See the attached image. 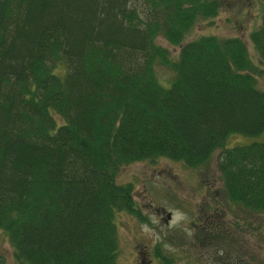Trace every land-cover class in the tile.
<instances>
[{
	"label": "trees",
	"instance_id": "trees-1",
	"mask_svg": "<svg viewBox=\"0 0 264 264\" xmlns=\"http://www.w3.org/2000/svg\"><path fill=\"white\" fill-rule=\"evenodd\" d=\"M221 6L0 0V229L17 261L116 264L117 215L144 219L116 175L138 161L192 168L220 149L228 204L264 215V142L226 143L264 132V70L239 37L187 40ZM249 40L264 67V11ZM211 216L197 241L213 237ZM155 256L179 264L158 246Z\"/></svg>",
	"mask_w": 264,
	"mask_h": 264
},
{
	"label": "rangeland",
	"instance_id": "rangeland-1",
	"mask_svg": "<svg viewBox=\"0 0 264 264\" xmlns=\"http://www.w3.org/2000/svg\"><path fill=\"white\" fill-rule=\"evenodd\" d=\"M220 1L217 16L199 18L187 40L207 35L239 37L246 43L252 62L264 70L249 40L260 25L264 0ZM157 42L167 47L172 57L177 54L178 49L161 36ZM157 72L162 78L170 74L161 66ZM256 79L264 90V71ZM251 142H264V132L256 136L232 134L226 143L233 147ZM219 154L220 149L205 164L192 168L166 158L121 167L116 180L132 185L134 201L144 219L126 211L117 215L116 264H160L155 256L157 246L173 254L179 264H264V215L228 204L218 170ZM211 215L218 221L210 229L213 237L197 241L199 228ZM0 254L3 264H21L1 229Z\"/></svg>",
	"mask_w": 264,
	"mask_h": 264
},
{
	"label": "flooded vegetation",
	"instance_id": "flooded-vegetation-1",
	"mask_svg": "<svg viewBox=\"0 0 264 264\" xmlns=\"http://www.w3.org/2000/svg\"><path fill=\"white\" fill-rule=\"evenodd\" d=\"M211 217H213V216H211Z\"/></svg>",
	"mask_w": 264,
	"mask_h": 264
}]
</instances>
